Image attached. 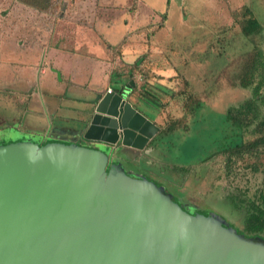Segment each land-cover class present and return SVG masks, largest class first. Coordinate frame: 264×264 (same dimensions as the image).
Wrapping results in <instances>:
<instances>
[{
    "label": "rangeland",
    "instance_id": "374dc122",
    "mask_svg": "<svg viewBox=\"0 0 264 264\" xmlns=\"http://www.w3.org/2000/svg\"><path fill=\"white\" fill-rule=\"evenodd\" d=\"M109 3L119 7L96 10L98 17H102V22L108 26L92 24L97 20L91 0L81 4L85 9L73 11L74 17L85 14V17L80 16L87 19V25L92 27L86 32L82 30V36H79V31L84 29V25L57 26L58 31L68 38L67 41L56 40L55 44L80 52L82 59L73 67L80 70L81 77L89 76L90 79L93 71L100 74L101 62L92 56L104 55L107 43L112 49H116L118 44L120 47L123 45L124 54L138 57L146 51L143 44L149 42L146 55L163 69L160 75L165 79L183 75L201 104L199 110L187 118L186 131L178 130L165 136L156 134L146 146L152 147L146 151H132L116 145L114 157L118 165L134 178L151 184L182 211L213 217L238 235L235 222L239 218L233 214L225 197L237 186L248 187L251 196L254 189L263 183V174L241 169V179L232 180L231 177L224 180L223 157L214 154L249 138L248 133L241 136L238 129L225 121V112L253 96V88L242 87V82L248 76L253 49H260L264 55V0H110ZM248 9L262 27L260 37H247L242 33ZM6 11L0 8V18L22 15L17 9ZM59 14H64L63 10H57L56 16ZM19 18V28L31 27L23 25L24 18ZM69 28V32L64 31ZM9 36L8 56H2L3 53L0 56V140L23 139L41 143L53 138L55 143L67 146L87 145L88 141L71 133L57 135L60 130L52 128V123H57L56 118L45 104L49 99H60L56 96L65 89L67 94L71 93L74 87H51L39 84V81L35 84L19 82L22 75L16 72L19 68L15 65L24 60V55L17 48V37L10 33ZM6 67L13 73L5 74ZM98 81L77 84L81 88L74 93L78 92L81 104L89 103L93 99V91L104 85ZM108 85L112 90L118 88L115 82ZM184 102V98L168 100L162 109L140 106L138 111L156 126H163L166 120L183 116ZM87 108L92 111L94 107L80 106L82 111ZM76 116V112L67 113V118L74 121ZM56 125L61 126L59 122ZM73 127L79 128V124L74 123ZM245 161L240 163V167L255 162V159ZM256 164L259 169H264V154Z\"/></svg>",
    "mask_w": 264,
    "mask_h": 264
},
{
    "label": "water",
    "instance_id": "95a60500",
    "mask_svg": "<svg viewBox=\"0 0 264 264\" xmlns=\"http://www.w3.org/2000/svg\"><path fill=\"white\" fill-rule=\"evenodd\" d=\"M130 86L99 99L83 139L145 149L159 127L127 101ZM105 165L76 145L1 146L0 264H264L263 244Z\"/></svg>",
    "mask_w": 264,
    "mask_h": 264
},
{
    "label": "trees",
    "instance_id": "16d2710c",
    "mask_svg": "<svg viewBox=\"0 0 264 264\" xmlns=\"http://www.w3.org/2000/svg\"><path fill=\"white\" fill-rule=\"evenodd\" d=\"M17 1L39 13L53 17L56 16L57 10H59L61 0ZM246 12L248 16L245 20L246 24L242 28V33L247 37H260L263 32L262 27L249 9ZM160 27L161 26H159V28ZM145 44H143V46H145L146 51L130 64L125 63L122 59L124 54V50L122 49H124L125 46L121 45L120 47L118 44L115 53L120 58L119 65H122L121 69L117 68L111 74V80L115 77H118L120 80L124 79L121 80V84H116L119 86L118 90L130 86V82H133V86H130L131 89L127 95V101L131 103L132 107L137 111L140 106L162 109L164 103L168 102V100L174 101L184 98L185 102L182 105L184 109L183 116L166 120L163 126H158L159 131L157 134L165 136L178 130L186 131L188 127L186 124L187 118L195 114L201 107L198 97L192 91L188 79L183 75L177 74L166 79L162 77L160 71L163 69H160V65L157 61L151 60V58L146 55L150 44L149 42H145ZM253 50L254 52L251 58H249L252 61L249 63L250 68L248 70V76L245 81L242 82V87L253 88V96L237 107L228 108L225 112V121L232 128L238 129L241 136H243V133H248L249 138L234 145L222 148L216 152L214 156L223 157L222 178L224 180H228L231 177L232 180L241 179V169H247L252 174H263V183L254 189L251 196L248 187L240 188L237 186V188H233V192L225 197V201L230 204L233 214L239 218L235 222L239 233L238 236L244 240L264 245V169H259L256 164V160L264 154V55L258 48H254ZM80 138L87 142V140L83 139V135ZM22 140L15 139L8 142L0 140V147L27 142ZM31 143L36 144L38 147L56 144L52 139H48V141L46 140L41 143ZM84 145L77 146L102 152L103 157L106 159L104 170L106 176H115L119 174L120 171H123L124 175L128 178L136 179L131 173L125 171L124 168L118 165L114 157L116 146L100 145L99 143L91 141H88L87 145ZM150 147L152 146L146 147L145 151ZM249 158L255 159V162L244 164V167H240V163H245V160ZM174 169L179 170V167L174 166ZM187 214L192 217L202 216L195 213Z\"/></svg>",
    "mask_w": 264,
    "mask_h": 264
},
{
    "label": "crops",
    "instance_id": "0c3cea01",
    "mask_svg": "<svg viewBox=\"0 0 264 264\" xmlns=\"http://www.w3.org/2000/svg\"><path fill=\"white\" fill-rule=\"evenodd\" d=\"M84 1L85 0H61L59 9L63 10L64 14L51 17L46 14L39 13L38 11L18 2L17 0H0L1 9L7 10L6 12L13 9L19 10V13L22 14L19 15V17L24 18L23 25H31L29 28H19L18 24L20 18L18 16L10 18L8 17L9 15H6L5 17L0 18V56L2 53V56H8L7 44L10 33L12 36L17 37V48L24 55V60L15 65V67L19 68V70L15 69L16 72L21 73L22 75L20 79H18L19 82L25 84H35L36 81H39V84H48L51 87H55L57 85H67L68 87L71 85L74 87L75 90H72L71 93L67 94V90L65 89L61 94L56 96L60 99H49L45 102V104L49 107V109H52L51 114L56 118V122L61 124V126H57V123H52V128L55 127L56 130H60L57 135H66L64 133L66 132L68 134L71 133L72 135L76 136V138H79L84 134L89 125V119L93 113V110L90 111L88 108L82 111L80 106L85 105L91 106L93 108L105 93H112L117 91L119 88L118 86L117 89L112 90L108 84H112L114 82L116 84H121V80H124H120L118 77H115L114 79L112 78L111 80V74L115 69L119 68L120 58L116 55L115 49L109 47L108 43L106 46L107 51L104 55L100 57L92 56V58L101 62V67L99 69L100 74H96V72L93 71L90 79L88 78L89 76L82 78L80 75V70H75L73 67L80 62L79 60L82 59V57L79 55L80 52L74 51V49L67 50L65 47H63V45L55 44L56 40L67 41L68 38V35L58 31L57 26L65 24L84 25V29L81 28L79 31V36L84 34L81 33L82 30L86 32L88 29L92 28L91 25H87L89 24L87 19L83 18L85 17V14H77L79 17L73 16V11L75 9L86 8L84 6L81 7V4H83ZM109 1L110 0H91V3L95 9V20H97V22L95 21L92 24L97 23L101 26H108V23L105 24L102 22V17H98L96 10L99 8H103L104 10L115 9L116 7H119L118 4L109 3ZM27 14H30L31 16H27ZM80 15H83V17ZM91 15L93 14L91 13ZM64 31L69 32L70 28L65 29ZM122 59L125 63L130 64L134 62L135 59H137V56L135 54L127 53L123 55ZM11 72L12 70L6 67L4 73L8 74ZM96 79H99V84L104 85H101L99 89L93 91L94 96L93 99L89 101V103L81 104V102L78 101V92L74 93V91L81 88L77 84H90L91 81L94 83ZM60 108L61 110L59 111ZM69 112L77 113L76 118H74L75 121L72 118H67V113ZM69 123L73 125L70 126ZM74 123L79 124V128H74ZM127 149L137 151L131 148Z\"/></svg>",
    "mask_w": 264,
    "mask_h": 264
}]
</instances>
